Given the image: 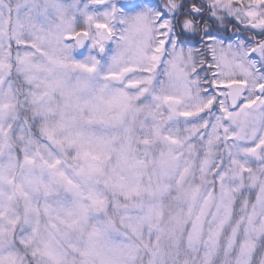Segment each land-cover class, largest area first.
Masks as SVG:
<instances>
[{
    "label": "snow or ice",
    "instance_id": "obj_1",
    "mask_svg": "<svg viewBox=\"0 0 264 264\" xmlns=\"http://www.w3.org/2000/svg\"><path fill=\"white\" fill-rule=\"evenodd\" d=\"M0 264H264V0H0Z\"/></svg>",
    "mask_w": 264,
    "mask_h": 264
},
{
    "label": "clouds",
    "instance_id": "obj_2",
    "mask_svg": "<svg viewBox=\"0 0 264 264\" xmlns=\"http://www.w3.org/2000/svg\"><path fill=\"white\" fill-rule=\"evenodd\" d=\"M149 2L150 0H132V3L135 5V7H138L140 9H147L148 7L146 5ZM168 2L169 0H159L158 6L166 7ZM177 2H179V0H177ZM209 2H211V0H209ZM195 24L198 25L199 27L195 28L193 32L188 35L187 40L182 38L181 43H188L191 39L195 38L196 36L203 35L204 31H208L210 29L213 30L214 33H223L225 36L228 35L229 28H231L233 31H236L234 25L231 22H229L226 18L221 19L219 16L217 17L216 20H211L208 18H204V19L197 18L195 20ZM196 33H199V35H197ZM114 48H115V44H113V49ZM160 71L161 73H163L164 71L163 64L161 65ZM159 79H165V77L161 75Z\"/></svg>",
    "mask_w": 264,
    "mask_h": 264
},
{
    "label": "rangeland",
    "instance_id": "obj_3",
    "mask_svg": "<svg viewBox=\"0 0 264 264\" xmlns=\"http://www.w3.org/2000/svg\"><path fill=\"white\" fill-rule=\"evenodd\" d=\"M116 3L126 13H129V14L134 13L135 11L141 10L140 8L135 7V5L132 3V0H116ZM146 6L148 8L155 9L158 7V3L156 2V0H150V2ZM112 50H113L112 42L107 43L106 44V54L111 55ZM81 52H86V49H78V50H76V52L74 54L77 55V58H81V56H80Z\"/></svg>",
    "mask_w": 264,
    "mask_h": 264
},
{
    "label": "flooded vegetation",
    "instance_id": "obj_4",
    "mask_svg": "<svg viewBox=\"0 0 264 264\" xmlns=\"http://www.w3.org/2000/svg\"><path fill=\"white\" fill-rule=\"evenodd\" d=\"M156 2H158L159 4V0H156ZM225 40H227L228 42H232L235 41L236 39L240 38L239 34H237L235 31H233L231 28L229 30V34L227 36H225L223 33H220Z\"/></svg>",
    "mask_w": 264,
    "mask_h": 264
},
{
    "label": "trees",
    "instance_id": "obj_5",
    "mask_svg": "<svg viewBox=\"0 0 264 264\" xmlns=\"http://www.w3.org/2000/svg\"><path fill=\"white\" fill-rule=\"evenodd\" d=\"M229 30H230V28H229ZM229 30H228V34H229ZM214 35H216L217 36V38H219V39H223L222 37H221V34L220 33H214ZM194 43H190V42H188L187 43V46H189V47H199V44H200V36H196L195 38H193V39H191ZM224 40V39H223ZM226 42V41H225Z\"/></svg>",
    "mask_w": 264,
    "mask_h": 264
},
{
    "label": "water",
    "instance_id": "obj_6",
    "mask_svg": "<svg viewBox=\"0 0 264 264\" xmlns=\"http://www.w3.org/2000/svg\"><path fill=\"white\" fill-rule=\"evenodd\" d=\"M109 43V42H108Z\"/></svg>",
    "mask_w": 264,
    "mask_h": 264
}]
</instances>
